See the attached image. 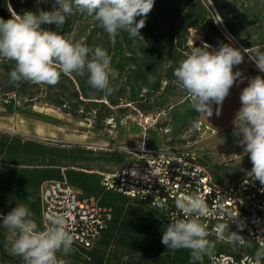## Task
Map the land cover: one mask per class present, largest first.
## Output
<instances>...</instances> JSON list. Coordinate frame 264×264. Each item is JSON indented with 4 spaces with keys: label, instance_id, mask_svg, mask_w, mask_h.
Returning <instances> with one entry per match:
<instances>
[{
    "label": "trees",
    "instance_id": "obj_1",
    "mask_svg": "<svg viewBox=\"0 0 264 264\" xmlns=\"http://www.w3.org/2000/svg\"><path fill=\"white\" fill-rule=\"evenodd\" d=\"M53 8L54 0H0V18L7 20L26 11ZM145 21L140 36L136 37H130L126 31L110 35L92 18L80 13L67 17L62 28L43 24L42 28L59 31L89 48L107 50L117 74L111 79L114 91L108 95L92 88L87 73L62 74L54 86L27 81L17 86L10 82L9 75L14 62L0 58L4 109L19 110L17 103L24 107L35 102L47 103L74 118L90 120L95 131L104 129L115 112L125 114L130 106L144 115L165 110L170 122L157 118L154 130L148 132L150 139H145V146L160 147L152 144L158 139L157 131L171 130V135L176 136L193 127L200 116L191 108L173 75L193 45L200 47L206 43L211 46L210 51L218 50L221 44L234 47L227 33L243 48L264 49V0H155ZM192 32L200 33L201 39L190 43ZM176 98L179 100L170 104V99ZM128 154L131 157L127 158ZM97 161L122 163L118 167L121 168L138 159L131 151H94L78 143L52 142L0 131V217L24 204L43 230L40 186L46 181L65 179L83 196L95 197L112 209V220L90 248L73 244V252L62 253L74 264H191L189 250L167 249L161 243L163 231L170 223L166 214L144 202L105 190L100 174L90 168ZM235 169L215 166L209 172L214 182L221 183L227 177L235 180L243 174L229 173ZM1 228L0 250L5 254ZM220 249L216 242L214 252ZM208 258L204 257L203 264H208Z\"/></svg>",
    "mask_w": 264,
    "mask_h": 264
},
{
    "label": "clouds",
    "instance_id": "obj_2",
    "mask_svg": "<svg viewBox=\"0 0 264 264\" xmlns=\"http://www.w3.org/2000/svg\"><path fill=\"white\" fill-rule=\"evenodd\" d=\"M155 0H54L51 11H26L5 20L0 18V58L14 62L10 82L22 81L37 85H56L61 75H88L89 85L97 91L110 95L114 88L111 79L116 72L111 66V56L100 47L89 48L81 41H74L59 31L42 28L43 24H55L62 28L67 17L80 13L92 18L107 33L115 35L126 31L130 37L140 36L145 18L154 7ZM137 17H142L137 20ZM210 45H193L190 52L174 70L177 86L186 93L191 108L207 117L213 115V105L222 106L231 88L242 79L234 67L244 61L248 54L258 70L264 73V51L245 48L243 52L230 44H221L218 50ZM241 107L234 120V135L241 137L239 144L249 155L254 180L264 185V77L251 78L240 93ZM215 114H221L217 107ZM197 121L193 127H198ZM175 208L182 214L170 218L163 231L161 243L167 249H187L191 264H203L205 256L211 257L216 242L246 246L248 242L237 231H228L230 223L239 212L229 213V223L218 225L217 241L209 239L203 218L209 214L205 199L196 192L179 195ZM0 227L15 234L10 248L12 255L22 257L24 264H65L57 253L73 252L74 236L68 218L54 215L41 230L30 209L18 204L7 215L0 217ZM243 230V222L238 224ZM250 246V245H249ZM253 264H264V239L252 258Z\"/></svg>",
    "mask_w": 264,
    "mask_h": 264
},
{
    "label": "built area",
    "instance_id": "obj_3",
    "mask_svg": "<svg viewBox=\"0 0 264 264\" xmlns=\"http://www.w3.org/2000/svg\"><path fill=\"white\" fill-rule=\"evenodd\" d=\"M160 114L144 117V122H155ZM198 131H211L201 121ZM167 129H164L166 132ZM146 134L141 145L131 149L138 161L125 167L100 172L101 186L132 200L144 202L148 207L163 211L169 222L180 215L175 208L179 195L193 192L201 195L209 208L203 218L209 238L217 241L218 225L229 223L228 214L239 212L230 223L228 231H237L248 242L246 246L217 242L221 249L208 258V264H253L258 240L264 239V185L254 180L250 173L252 164L244 154L245 172L235 180L216 183L206 166L199 164L190 143H174L167 147L145 146ZM41 221L45 228L54 215L68 218L74 244L90 248L112 220V209L99 203L95 197H86L65 179L46 181L39 191ZM243 222L241 230L238 224ZM250 245V246H249Z\"/></svg>",
    "mask_w": 264,
    "mask_h": 264
},
{
    "label": "rangeland",
    "instance_id": "obj_4",
    "mask_svg": "<svg viewBox=\"0 0 264 264\" xmlns=\"http://www.w3.org/2000/svg\"><path fill=\"white\" fill-rule=\"evenodd\" d=\"M216 21L221 26L219 17L216 15ZM224 31V29H223ZM77 30L73 32L75 35ZM234 47H241L232 37L226 33ZM201 35L198 32H192L190 43L200 40ZM264 51V49H260ZM234 71L242 73V79L238 80L231 88L230 94L224 100L222 106L213 105V115L207 117L206 114H200L197 121H201L211 131L202 129L198 131L195 127L183 129L178 135L172 136L169 132L157 131V140L152 144L160 147H167L169 143H190L191 150L197 161H202L208 170H215V166H228L236 168L229 173L236 175L245 172V158L243 146L239 144L241 137L234 135L233 120L241 107L240 93L248 85L251 78L259 75L264 77L255 63L250 61L248 54H244V61L234 67ZM179 98L170 99V104L178 101ZM3 96L0 95V131L12 134H20L26 137H32L40 140H50L52 142L78 143L94 151H131V149L141 145L144 133L150 139L149 130H154V123L144 122V117H153L160 114V121L166 119L170 122L165 110L158 113L144 115L136 111L132 106L125 114L115 112L112 119H107L108 125L102 130H93L90 120H80L65 114L60 109L42 102H35L28 106H22L19 110L7 112L3 105ZM18 107V106H17ZM220 107L221 114L217 116L215 110ZM117 119V121H116ZM166 127H169L167 125ZM131 154H128L129 158ZM122 163L97 161L90 164L94 172L100 173L110 171L121 166ZM229 177H227L228 179ZM230 179V178H229ZM5 235V254L0 250V264H24L22 257L12 255L10 252L11 244L15 239V234L7 228H1ZM58 258L65 261V264H74L62 253H57Z\"/></svg>",
    "mask_w": 264,
    "mask_h": 264
},
{
    "label": "crops",
    "instance_id": "obj_5",
    "mask_svg": "<svg viewBox=\"0 0 264 264\" xmlns=\"http://www.w3.org/2000/svg\"><path fill=\"white\" fill-rule=\"evenodd\" d=\"M147 137V136H146Z\"/></svg>",
    "mask_w": 264,
    "mask_h": 264
}]
</instances>
